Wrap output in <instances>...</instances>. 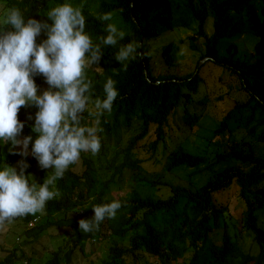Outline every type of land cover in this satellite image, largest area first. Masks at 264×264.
Wrapping results in <instances>:
<instances>
[{
	"label": "trees",
	"instance_id": "trees-1",
	"mask_svg": "<svg viewBox=\"0 0 264 264\" xmlns=\"http://www.w3.org/2000/svg\"><path fill=\"white\" fill-rule=\"evenodd\" d=\"M5 8L15 6L27 16L44 19L43 14L62 0H0ZM74 6L83 3L85 31L94 42L103 36L101 13L113 12L114 23L125 32L120 43L135 41L138 51L147 53L128 61L126 70L113 59L114 47L102 49L99 64L86 70L93 83V96H102L106 77L116 83L117 98L112 111L100 117L101 148L96 155H106L116 147L110 162L111 176L104 178L93 156L82 153L56 181L59 196L45 203L44 222L25 231L38 239L51 226L67 227L75 244L59 246L46 264H72L74 257L86 255L87 244L106 242L108 252L100 264H264V0H71ZM92 10L96 13L92 14ZM212 25L208 28L209 21ZM177 29L193 30L187 37L189 47L199 51L193 69H180L181 43L169 40L160 46L165 70L154 71L153 41ZM209 29V30H208ZM43 33L37 42L43 39ZM165 38V37H163ZM247 38V44L241 40ZM204 58L206 61L200 63ZM207 63L237 78L245 100L233 101L224 116L215 119L208 112H192L207 108L211 101L226 99L225 94L212 98L200 94L205 79L202 69ZM222 73V74H223ZM222 77V76H221ZM38 92L47 87L43 77H34ZM183 109L180 130L188 129L184 140L168 148L171 119ZM35 108L23 106L17 118L24 121L20 134L30 130ZM84 120L91 124L87 112ZM132 127L138 132L124 143L123 133ZM33 137L35 134H32ZM154 135V137H152ZM201 142L202 148L196 143ZM30 148V146H29ZM163 156L162 169L184 183L167 181L159 174L147 175L146 158ZM22 158L15 155L2 160L18 167ZM31 174L40 183L50 169H41L35 159L23 158ZM83 170L74 167L79 163ZM37 168V170H36ZM131 172V190L114 194L111 183L121 181ZM235 186V187H234ZM235 189L237 202L231 206L221 198ZM168 190L165 195V191ZM121 201L114 219H105L97 230L82 233L77 221L92 216V204ZM238 205L236 206V204ZM40 213L13 220L28 223ZM7 226L0 225V232ZM222 229L221 243L217 230ZM253 236L259 252L243 249L240 237ZM4 248L3 245H1ZM6 249V248H5ZM0 264H16V249H8ZM146 254L150 257L147 259Z\"/></svg>",
	"mask_w": 264,
	"mask_h": 264
},
{
	"label": "clouds",
	"instance_id": "clouds-1",
	"mask_svg": "<svg viewBox=\"0 0 264 264\" xmlns=\"http://www.w3.org/2000/svg\"><path fill=\"white\" fill-rule=\"evenodd\" d=\"M82 7L83 3L74 6L71 0H62L43 14L44 19L26 17L15 6L0 13V148L7 144L10 154L22 158L17 162L18 167L0 163V223L17 222L13 219L40 213L28 223L18 221L26 228L18 234V240L22 238V241L14 246L35 240L25 231L41 222L45 203L59 196L56 181L69 166L74 165L82 153L95 156L101 148L100 117L111 113L118 91L116 82L106 77L102 96L94 97L93 83L86 70L99 64L105 47L116 48L113 59L121 70L127 69L128 61L147 54L138 51L140 44L135 41L120 43L125 32L112 22L113 12L96 16L103 22L105 34L94 42L85 31ZM42 33L44 38L37 42ZM37 75L42 76L47 85L39 92L34 80ZM23 106L36 109L29 117L34 137L28 134L20 138L25 125L17 118V113ZM85 112L91 124L84 120ZM28 155L41 169H50L40 183H36L31 174H25L28 164L23 158ZM90 207L92 216L77 221L82 233H92L105 219H114L122 204L112 199ZM47 230L36 239L38 242ZM12 249L18 253L17 247ZM7 250L2 257L10 252ZM53 255L54 252L50 259ZM16 256L20 259L16 264H28L23 260L25 256L32 260L25 251ZM78 258L75 256L72 264ZM60 264L68 263L62 259Z\"/></svg>",
	"mask_w": 264,
	"mask_h": 264
},
{
	"label": "rangeland",
	"instance_id": "rangeland-1",
	"mask_svg": "<svg viewBox=\"0 0 264 264\" xmlns=\"http://www.w3.org/2000/svg\"><path fill=\"white\" fill-rule=\"evenodd\" d=\"M5 5L0 2V13H2L5 10ZM96 11L92 10V14H95ZM115 19V16H113V20ZM117 26L120 25L119 22L116 23ZM212 25V21H209L208 28ZM209 30V29H208ZM195 31L193 30H185V29H177L175 30L172 35L169 38H166V36L169 35L168 32H164L162 37L159 39H155L153 41V48H154V62H155V68L154 71L156 73L165 70L163 59L161 57L160 53V46L166 44L169 40L173 41H179L180 39L185 40L182 42L181 45V53L183 55L181 59L180 69L186 71L191 70L194 67V64L196 60L199 57V51L193 50L189 47L187 37L191 34H194ZM165 37V38H163ZM249 39L244 38L241 40V44L245 45ZM206 61V60H204ZM203 61V62H204ZM221 70L220 67L214 66L211 63H207L204 68L202 69V76L205 79V82L203 86L200 89V94L206 93L208 96L212 98V94L215 96H220L221 94H225L229 88L230 84L233 85V88L229 91V94L226 95V99L220 100V101H211L208 103L207 108L199 107L198 109H193L192 112H201L205 109L206 112H208L211 116H213L215 119H220L224 116L226 111L232 107L233 101L235 100H245L246 94L244 91L240 90L238 87V80L235 77H232L229 75L228 72H224ZM222 76V77H221ZM183 114V109H179V113L177 116L171 119V126L172 130L171 132V138L168 140V148H172L178 141L184 140L185 136L188 134V129L180 130L178 124L181 123V116ZM178 123V124H177ZM28 133L30 130L27 131ZM138 132L137 127H132L128 130H125L123 133V140L124 143L126 140L132 135L136 134ZM154 137V135H152ZM200 148H202V143L197 142L196 143ZM30 146V145H29ZM116 147H112L110 151L106 155H95L93 156V159L95 161V165L98 167L99 172L102 174L104 178H109L111 176L112 168H110V162L113 158V152L112 150H115ZM0 155L2 157V160L11 159L15 156V154H10L8 152V145L5 144L2 148H0ZM141 155L146 158V161L143 164V167L145 169V172L147 175L151 174H159L164 177L167 181H172L174 183H184L181 180H179L176 176L172 174H167L163 171V156L160 153L159 159H154L150 157L148 151L141 148ZM75 170L78 172H81L83 170V166L81 165L80 161L79 163L74 167ZM37 170V168H36ZM264 185V182H263ZM134 186V180L131 176V172H127L125 176L121 179V181H114L111 183V190L114 192V194L119 195L120 193L126 192L128 190H131ZM235 187V186H234ZM168 190L165 191V195L167 194ZM235 189L226 195L225 197L221 198L222 205L229 201L231 202V206L235 205L237 200L235 199ZM238 203L236 204V206ZM263 219H261V222L264 223V212H262ZM45 217L43 211H41V216L39 221L44 222ZM17 222H3L0 223V225H6L8 226L6 230L2 233L0 232V257H2L7 249H12L14 247H17L18 253L17 255H22V253L25 251L29 257L32 258V260H27L28 257H24L23 260L28 261V264H45L47 260L50 259L52 256V253L55 250H58V247L61 246L65 248V250H68L72 247V245L75 244L73 237L70 234V230L67 227H51L47 230L45 236L41 237V240L38 242L37 240H32L30 243L24 245H18L14 246V244L17 242H21L22 238L18 240V234L20 235L24 228H26V225L23 222H18V220H13ZM21 224V226H20ZM16 228V229H13ZM222 229H218L217 232L221 233L216 235V241L217 243H221V237H222ZM28 241V238L25 239V242ZM240 241L243 243V249L245 251H250L252 254H257L259 252V246L255 239H253V236H250L248 234H244V236L240 237ZM24 242V243H25ZM1 245L4 246V248L1 247ZM6 248V249H5ZM108 252V248L106 245V242L103 240H97L96 242H92L87 244L86 249V255H81L78 259L74 260L73 264H100V260L106 256ZM147 259H149L150 255L146 254ZM19 264H22L19 262ZM25 264V263H24Z\"/></svg>",
	"mask_w": 264,
	"mask_h": 264
},
{
	"label": "water",
	"instance_id": "water-1",
	"mask_svg": "<svg viewBox=\"0 0 264 264\" xmlns=\"http://www.w3.org/2000/svg\"><path fill=\"white\" fill-rule=\"evenodd\" d=\"M207 58H204V59H202L201 61H200V63H202L204 60H206Z\"/></svg>",
	"mask_w": 264,
	"mask_h": 264
}]
</instances>
